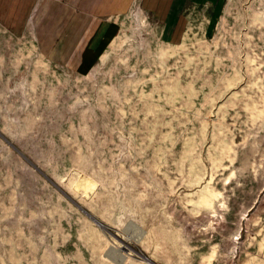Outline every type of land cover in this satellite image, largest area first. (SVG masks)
Masks as SVG:
<instances>
[{"label": "rangeland", "instance_id": "obj_1", "mask_svg": "<svg viewBox=\"0 0 264 264\" xmlns=\"http://www.w3.org/2000/svg\"><path fill=\"white\" fill-rule=\"evenodd\" d=\"M208 2L1 17L0 264H264V0Z\"/></svg>", "mask_w": 264, "mask_h": 264}, {"label": "crops", "instance_id": "obj_2", "mask_svg": "<svg viewBox=\"0 0 264 264\" xmlns=\"http://www.w3.org/2000/svg\"><path fill=\"white\" fill-rule=\"evenodd\" d=\"M136 1L166 26L169 31H181V15L186 3L209 1V6H219L220 0H0V20L26 25L29 16L73 17L75 31L99 32L104 30L112 16H120ZM201 4H198V6Z\"/></svg>", "mask_w": 264, "mask_h": 264}, {"label": "water", "instance_id": "obj_3", "mask_svg": "<svg viewBox=\"0 0 264 264\" xmlns=\"http://www.w3.org/2000/svg\"><path fill=\"white\" fill-rule=\"evenodd\" d=\"M85 212L93 219V220H95L100 226H102L103 228H106V225L103 223V222H101L99 219H97L95 216H93L92 214H90L89 212H87L86 210H85ZM141 254V257L144 259V260H146L147 262H149V263H151V264H158L157 262H155L154 260H152L151 258H149L147 255H145V254H142V253H140Z\"/></svg>", "mask_w": 264, "mask_h": 264}]
</instances>
